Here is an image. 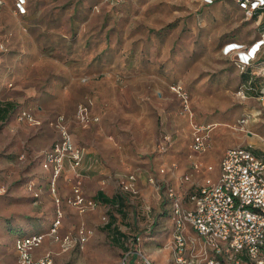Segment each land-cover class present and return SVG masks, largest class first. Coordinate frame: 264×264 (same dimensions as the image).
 I'll list each match as a JSON object with an SVG mask.
<instances>
[{"label": "rangeland", "instance_id": "rangeland-1", "mask_svg": "<svg viewBox=\"0 0 264 264\" xmlns=\"http://www.w3.org/2000/svg\"><path fill=\"white\" fill-rule=\"evenodd\" d=\"M23 1L21 13L17 0H0V100L14 104L0 121V264L15 262L17 235L37 230L46 234L54 264L103 259L84 258V244L63 251L49 236L54 218H46L55 216L54 198L69 205L72 185L64 173L62 189L57 181L54 195L41 166L42 153L57 137L49 122L58 115L101 165L97 184L107 180L119 187L120 179L135 175L137 192L130 193L134 216L143 210L156 220L157 235L164 240L155 250L165 248L173 226L166 189L173 187L188 199L204 177L216 176L224 150L244 143L237 120L261 107L256 94L237 95L240 71L221 52L229 40L249 42L256 35L253 22L235 0ZM172 84L182 85L187 102ZM80 104H87L98 120L79 121ZM19 107L41 123L18 121ZM250 123L264 134L259 119L252 117ZM194 124L210 126L201 153L190 147ZM166 135L170 140L162 149ZM82 173L81 188L86 174L94 172ZM151 176L159 190L150 184ZM83 221L88 230L102 222L99 216ZM83 221H61L66 229L60 224L58 235ZM42 251L43 246L36 249ZM116 258L122 264L123 256Z\"/></svg>", "mask_w": 264, "mask_h": 264}, {"label": "built area", "instance_id": "built-area-1", "mask_svg": "<svg viewBox=\"0 0 264 264\" xmlns=\"http://www.w3.org/2000/svg\"><path fill=\"white\" fill-rule=\"evenodd\" d=\"M204 2L211 3L212 0ZM235 2L253 22L256 35L249 42L229 40L222 46L221 52L231 58L241 73L248 75L247 80L238 86L237 95L246 98L247 94H256L260 100V109L244 113L237 120L240 129L250 134L252 132L245 128L246 124L252 117L264 114V0ZM23 4V0L16 2L21 13L24 12ZM258 82L261 84L257 88ZM171 89L184 102L188 101V94L182 85L172 84ZM16 119L32 125L41 123L23 107L17 110ZM77 119L87 124L97 121L98 117L89 113L87 104H80ZM49 123L57 131V137L42 153L41 166L49 173L51 191L55 195L56 183L65 173L72 182L71 195L66 202L80 213L94 209L96 201L86 197L81 190L84 147L75 142L62 115ZM209 128L208 125H193L190 145L193 152L206 150ZM169 140V136H164L162 149ZM194 167L198 165L194 163ZM218 167L217 175L204 177L189 193L188 199L183 200L173 187L166 189L173 224L171 238L164 245L171 254L170 264H264V158L255 155L249 143L231 146L225 149ZM207 169L212 170V166L208 165ZM149 182L155 190H159L160 185L152 176ZM119 187L135 194V175L131 173L120 179ZM34 196L38 197L39 193L34 192ZM54 203L55 216L49 236L60 242L63 251L76 243L85 242L90 231L84 226L78 229L75 236L58 235L63 217L60 198L55 196ZM45 237L46 234L41 232L17 235L13 242L16 251L13 264H54L51 250L38 258L33 255V250L43 243ZM126 242L132 249L124 254L122 264L133 253L137 254V264H156L139 246L142 242L139 235Z\"/></svg>", "mask_w": 264, "mask_h": 264}, {"label": "crops", "instance_id": "crops-1", "mask_svg": "<svg viewBox=\"0 0 264 264\" xmlns=\"http://www.w3.org/2000/svg\"><path fill=\"white\" fill-rule=\"evenodd\" d=\"M240 80H242V82L244 81L243 73L241 72H240ZM257 84H259V82ZM0 103L13 104L11 101H2V100H0ZM256 110L255 109L252 110L251 108L245 113L255 112ZM255 119H259L260 123L264 125V114H262L261 117H255ZM251 120L252 118L250 119V121ZM250 121L246 124V126L249 125L252 128L250 130L252 133L250 134L244 133L245 135L243 139L244 143L241 145H246L248 143L251 144V148L254 149V150L251 149L252 152L257 156L264 158V140L261 139V137L264 138V134H261L257 130H255V128L251 126ZM94 157L95 155L85 152V157L82 163V170L86 171V173L87 172L88 173L94 172V173L92 176L86 174L83 186L81 188L82 193L86 197L96 201V206L94 207V209L80 213L72 206L69 205H64L65 207L61 206L63 213L62 223L63 221L69 220L71 218L75 219L76 224L77 222L83 220H86L88 223L89 219H92V217L94 216H99L102 220L101 223H94L91 225V228L89 230L90 233L85 242L76 243L74 245V246L83 245V244L85 245L86 253L84 255V258H86L87 255H97L103 258L98 261L96 260L95 262L87 261L86 259L85 264H117L116 255L119 254L124 256V254L127 251H130L132 249V246L130 244L128 245L126 240H129L131 237L136 235H139L142 238V242L139 245L141 249L151 259H153L156 264H170L171 254L166 248L159 247L157 251L155 250L156 249L155 247L164 240V237L162 238L161 235H157V231L155 229L156 220L155 219L151 220L148 216V212L143 210L141 212L142 214L141 216L138 214V212L134 216L133 210L135 208H133V206L131 205L132 201H131L130 193L121 190L120 187L114 185L111 182H108L107 180L99 184H97L98 182L97 183L95 182L96 181L95 178L97 177V174L101 173L102 167L99 163L96 164L97 160L95 159L96 157L95 158ZM94 166L95 168H93ZM62 179L63 178L60 176L58 180L60 189H62L61 188V185L63 184ZM66 206L70 208L67 209ZM139 207L140 206H137L136 208ZM53 218H54V214L53 216L50 214L49 216H47L46 220L48 222L49 221L51 222ZM62 223L60 228L62 230L63 229L65 230L66 228H64ZM80 225L84 226L85 225L84 221ZM80 225L77 227L78 229L81 227ZM171 226H172V222H171ZM77 228L75 230L72 229L68 230L67 231L68 233L64 232V234L61 235V237H63L66 234L74 235V236L77 235V231H78ZM171 232H172V228H170L169 234L167 235L166 238V240L168 241L171 238ZM31 233H35V232H31ZM43 243L40 245L43 246V251L41 252V254L36 253V249L39 246L33 250V255L35 258L40 257L45 251L49 250L47 248V242H45L44 245ZM74 246L70 248H73ZM130 255L131 256L128 260V264H137L138 260H137V256H135L136 254L133 253Z\"/></svg>", "mask_w": 264, "mask_h": 264}, {"label": "trees", "instance_id": "trees-1", "mask_svg": "<svg viewBox=\"0 0 264 264\" xmlns=\"http://www.w3.org/2000/svg\"><path fill=\"white\" fill-rule=\"evenodd\" d=\"M13 109L14 106L11 103H6V104L0 103V121L1 122L5 121L6 118L11 114ZM35 232H39V230Z\"/></svg>", "mask_w": 264, "mask_h": 264}]
</instances>
